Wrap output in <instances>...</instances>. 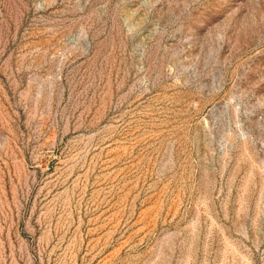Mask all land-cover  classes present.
Segmentation results:
<instances>
[{"label": "rangeland", "instance_id": "1", "mask_svg": "<svg viewBox=\"0 0 264 264\" xmlns=\"http://www.w3.org/2000/svg\"><path fill=\"white\" fill-rule=\"evenodd\" d=\"M0 264H264V0H0Z\"/></svg>", "mask_w": 264, "mask_h": 264}]
</instances>
